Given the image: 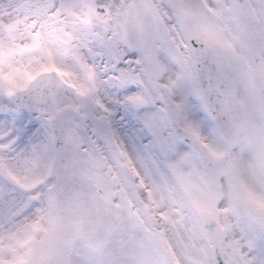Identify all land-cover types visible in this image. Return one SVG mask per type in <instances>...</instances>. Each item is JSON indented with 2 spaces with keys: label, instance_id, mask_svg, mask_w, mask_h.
<instances>
[{
  "label": "snow or ice",
  "instance_id": "6c2138e0",
  "mask_svg": "<svg viewBox=\"0 0 264 264\" xmlns=\"http://www.w3.org/2000/svg\"><path fill=\"white\" fill-rule=\"evenodd\" d=\"M0 264H264V0H0Z\"/></svg>",
  "mask_w": 264,
  "mask_h": 264
}]
</instances>
